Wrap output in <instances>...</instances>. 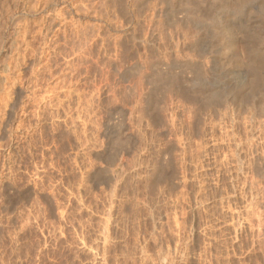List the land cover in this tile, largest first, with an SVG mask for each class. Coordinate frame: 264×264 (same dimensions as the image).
I'll use <instances>...</instances> for the list:
<instances>
[{
    "label": "rangeland",
    "instance_id": "rangeland-1",
    "mask_svg": "<svg viewBox=\"0 0 264 264\" xmlns=\"http://www.w3.org/2000/svg\"><path fill=\"white\" fill-rule=\"evenodd\" d=\"M52 1L0 0V264H264V0Z\"/></svg>",
    "mask_w": 264,
    "mask_h": 264
},
{
    "label": "bare ground",
    "instance_id": "bare-ground-1",
    "mask_svg": "<svg viewBox=\"0 0 264 264\" xmlns=\"http://www.w3.org/2000/svg\"><path fill=\"white\" fill-rule=\"evenodd\" d=\"M5 1V0H4ZM27 1V0H26ZM29 1V0H28ZM121 1V0H120ZM213 1V0H212ZM215 1V0H214ZM219 1H221V0H219ZM219 1H218V3H219ZM232 1V0H231ZM224 2V1H223ZM8 3V2H7ZM19 3V2H18ZM44 3V2H43ZM51 3V2H50ZM69 3V1L68 0H53L52 1V4L53 5H55L56 7H58V6H63V5H66V4H68ZM127 3V2H126ZM137 3V2H136ZM154 3V2H153ZM187 3V2H186ZM190 3H192V1L190 2ZM229 3V2H228ZM241 3V2H240ZM245 3H246V1H245ZM138 4V3H137ZM221 4V3H220ZM237 4V3H236ZM151 5H152V3H151ZM228 5V4H227ZM240 5V4H239ZM244 5V4H243ZM264 5V4H263ZM51 6V5H50ZM150 6V5H149ZM4 7V6H3ZM55 7V8H56ZM66 7V6H65ZM73 7V6H72ZM226 7V6H225ZM244 7V6H243ZM264 7V6H263ZM77 8V7H76ZM223 8V7H222ZM236 8V7H235ZM241 8V7H240ZM2 9V8H1ZM10 9V8H9ZM63 9V8H62ZM151 9V8H150ZM187 9V8H186ZM264 9V8H263ZM262 9V10H263ZM56 10V9H55ZM77 10V9H76ZM88 10H90V9H88ZM233 10V9H232ZM36 11V10H35ZM57 11V10H56ZM79 11V10H78ZM77 11V12H78ZM7 12V11H6ZM5 12V13H6ZM65 12V11H64ZM76 12V13H77ZM82 12V11H81ZM154 12V11H153ZM262 12V11H261ZM54 13H55V11H54ZM262 13H264V11L262 12ZM63 15V14H62ZM209 15V14H208ZM215 15V14H214ZM262 15V14H261ZM10 16V15H9ZM20 16V15H19ZM57 16V15H56ZM65 16V15H64ZM139 16V15H138ZM204 16V15H203ZM210 16V15H209ZM78 18V17H77ZM119 19V18H118ZM202 19V18H201ZM204 19V18H203ZM226 19V18H225ZM25 20V19H24ZM50 20V19H49ZM109 20V19H108ZM123 20V19H122ZM2 21V20H1ZM7 21V20H6ZM119 21V20H118ZM45 22V21H44ZM55 22V21H54ZM197 22V21H196ZM208 22V21H207ZM22 24V23H21ZM227 24H228V22H227ZM244 24V23H243ZM215 25H217V24H215ZM62 26V25H61ZM225 26H226V24H225ZM236 26V25H235ZM243 26V25H242ZM199 27V26H198ZM227 27V26H226ZM246 27V26H245ZM14 28V27H13ZM27 28V27H26ZM43 28V27H42ZM228 28V27H227ZM226 28V29H227ZM233 28V27H232ZM225 29V28H224ZM261 29V28H260ZM19 30V29H18ZM117 30V29H116ZM228 30V29H227ZM240 30V29H239ZM29 31V30H28ZM212 31V30H211ZM45 32V31H44ZM84 32V31H83ZM218 32V31H217ZM216 32V33H217ZM228 33H230V37H233L234 35H235V33H236V31L235 30H233V29H229L228 31H227ZM20 33H22V32H20ZM28 33V32H27ZM71 33H73V32H71ZM79 33V32H78ZM86 33V32H85ZM241 33V32H240ZM31 34V33H30ZM28 35V34H27ZM37 35V34H36ZM212 35V34H211ZM216 35V34H215ZM220 35H221V33H220ZM223 35V34H222ZM228 35V34H227ZM239 35V34H238ZM20 36V35H19ZM75 36V35H74ZM224 36H226V35H224ZM241 36V35H240ZM10 37V36H9ZM16 37V36H15ZM28 37V36H27ZM52 37V36H51ZM218 37V36H217ZM229 37V38H230ZM247 37H248V35H247ZM262 37V36H261ZM34 38V37H33ZM62 38H63V36H62ZM82 38V37H81ZM228 38V37H227ZM226 38V39H227ZM234 38V37H233ZM240 38H242V37H240ZM245 38V37H244ZM258 38V37H257ZM42 39V38H41ZM253 39V38H252ZM256 39V38H255ZM229 40H231V38L230 39H228L227 41H229ZM14 41V40H13ZM37 41V40H36ZM41 41V40H40ZM81 41V40H80ZM222 41V40H221ZM227 41H226V43H227ZM235 41V40H234ZM234 41H232V42H234ZM244 41V40H243ZM123 42V41H122ZM213 42V41H212ZM241 42H242V39L240 40L239 39V37H237V40H236V45H238V46H240L241 45ZM4 43V42H3ZM39 43V42H38ZM49 43H50V40H49ZM125 43V42H124ZM128 44V43H127ZM0 45H1V43H0ZM224 45V44H223ZM246 45V44H245ZM38 46V45H37ZM43 46V45H42ZM60 46V45H59ZM62 46V45H61ZM67 46V45H66ZM243 46H244V44H243ZM248 46V45H247ZM255 46V45H254ZM212 47V46H211ZM250 47V46H249ZM1 48V47H0ZM79 48V47H78ZM122 48H123V46H122ZM127 48V47H126ZM139 48V47H138ZM149 48V47H148ZM225 48H227L228 50H230L231 49V45L228 43V44H226V46H225ZM224 48V50H226ZM251 48V47H250ZM256 48V47H255ZM40 49V48H39ZM58 49H59V47H58ZM74 49V48H73ZM82 49V48H81ZM247 49V48H246ZM29 50V49H28ZM34 50V49H33ZM62 50V49H61ZM61 50H60V52H61ZM72 50V49H71ZM125 50V49H124ZM130 50V49H129ZM223 50V51H224ZM253 50H254V47H253ZM252 50V51H253ZM257 50V49H256ZM256 50H255V52H256ZM82 51H84V50H82ZM120 51H122V50H120ZM233 51H234V49H233ZM14 52V51H13ZM79 52V51H78ZM81 52V51H80ZM217 52V51H216ZM232 52V51H231ZM251 52V51H250ZM62 53V52H61ZM65 54V53H64ZM74 54V53H73ZM83 54V53H82ZM137 54V53H136ZM228 54V53H227ZM232 54V53H231ZM251 54V53H250ZM256 54V53H255ZM32 55V54H31ZM41 55V54H40ZM70 55V54H69ZM238 55V54H237ZM242 55V54H241ZM26 56V55H25ZM54 56V55H53ZM151 56V55H150ZM259 56V55H258ZM7 57V56H6ZM124 57V56H123ZM239 57V56H238ZM243 57V56H242ZM250 57V56H249ZM264 57V56H263ZM23 58V57H22ZM39 58V57H38ZM155 58V57H154ZM240 58H241V56H240ZM48 59V58H47ZM145 59V58H144ZM255 59V58H254ZM14 60V59H13ZM20 60V59H19ZM242 60H244V59H242ZM264 60V59H263ZM262 60V61H263ZM23 61V60H22ZM65 61H66V59H65ZM154 61V60H153ZM250 61V64L251 63H253L252 62V59L251 60H249ZM248 61V62H249ZM11 62V61H10ZM18 62V61H17ZM28 63V62H27ZM246 63V62H245ZM244 63V64H245ZM53 64V63H52ZM66 64V63H65ZM149 64V63H148ZM247 64V63H246ZM256 64V63H255ZM261 64V63H260ZM259 64V65H260ZM132 65V64H131ZM144 65V64H143ZM248 65V64H247ZM66 66V65H65ZM75 66V65H74ZM114 66V65H113ZM135 66V65H134ZM142 66V65H141ZM244 66V65H243ZM251 66V67H250ZM250 66H248L249 67V70H252V69H250V68H252L253 66H254V64H252V65H250ZM255 66H258V64L257 65H255ZM46 67V66H45ZM111 67V66H110ZM133 67V66H132ZM242 67V66H241ZM15 68V67H14ZM44 68V67H43ZM73 68V67H72ZM127 68V67H126ZM13 69V68H12ZM19 69V68H18ZM49 69V68H48ZM113 69V68H112ZM258 69H260V67L258 68ZM27 70V69H26ZM70 70V69H69ZM133 70V69H132ZM253 70H254V68H253ZM7 71V70H6ZM58 71V70H57ZM66 71V70H65ZM118 71V70H117ZM110 72V71H109ZM201 72V71H200ZM40 73V72H39ZM43 73V72H42ZM130 73V72H129ZM133 73V72H132ZM175 73V72H174ZM54 74V73H53ZM59 74V73H58ZM171 74V73H170ZM179 74V73H178ZM251 74V73H250ZM254 74V73H253ZM264 74V73H263ZM9 75V74H8ZM37 75V74H36ZM43 75V74H42ZM73 75V74H72ZM159 75V74H158ZM198 75V74H197ZM5 76V75H4ZM119 76H121L120 74H119ZM219 76V75H218ZM250 76V75H249ZM260 76V75H259ZM52 77V76H51ZM161 77V76H160ZM176 77V76H175ZM178 77V76H177ZM177 77H176V79H177ZM184 77V76H183ZM205 77V76H204ZM39 78V77H38ZM108 78V77H107ZM179 78V77H178ZM252 78L254 79H257L256 78V76H252ZM260 78H262V77H260ZM9 79H11V78H9ZM64 79V78H63ZM125 79V78H124ZM136 79V78H135ZM170 79V78H169ZM168 79V80H169ZM192 79V78H191ZM217 79V78H216ZM251 79V78H250ZM259 79V78H258ZM3 80H5V79H3ZM12 80V79H11ZM129 80V79H128ZM140 80V79H139ZM142 80V79H141ZM161 80V79H160ZM164 80V79H163ZM218 80V79H217ZM6 81V80H5ZM169 81H172V80H169ZM174 81H175V79H174ZM177 81V80H176ZM191 81H193V80H191ZM212 81V80H211ZM253 81V80H252ZM251 81V82H252ZM32 82V81H31ZM37 82V81H36ZM40 82V81H39ZM136 82V81H135ZM173 82V81H172ZM171 82V83H172ZM249 82H250V80H249ZM248 82V83H249ZM260 82V81H259ZM76 83V82H75ZM179 83V82H178ZM181 83V82H180ZM191 83V82H190ZM201 83V82H200ZM208 83V82H207ZM219 83V82H218ZM36 84V83H35ZM70 84V83H69ZM131 84V83H130ZM172 84H174V82L172 83ZM172 84H170V86L172 85ZM195 84V83H194ZM203 84V83H202ZM201 84V85H202ZM221 84V83H220ZM251 84V83H250ZM259 84V83H258ZM13 85V84H12ZM11 85V86H12ZM64 85V84H63ZM177 85V84H176ZM187 85V84H186ZM253 85V84H252ZM256 85V84H255ZM261 85V84H260ZM70 86V85H69ZM172 86H175V85H172ZM182 86V85H181ZM188 86H190V85H188ZM198 86H200L199 84H198ZM249 86V85H248ZM262 86V85H261ZM264 86V85H263ZM65 87V86H64ZM125 87V86H124ZM178 87V86H177ZM179 87H180V85H179ZM205 87V86H204ZM192 88V87H191ZM210 88H212V87H210ZM121 89V88H120ZM129 89V88H128ZM133 89V88H132ZM160 89V88H159ZM164 89V88H163ZM166 89V88H165ZM178 89V88H177ZM13 90V89H12ZM127 90V89H126ZM155 90V89H154ZM171 90V89H170ZM180 90V89H179ZM122 91V90H121ZM120 91V92H121ZM129 91H130V89H129ZM177 91V90H176ZM264 91V90H263ZM19 92V91H18ZM123 92V91H122ZM128 92V91H127ZM160 92H162V91H160ZM200 92V91H199ZM29 93V92H28ZM158 93V92H157ZM189 93V92H188ZM129 94V93H128ZM200 94V93H199ZM202 94V93H201ZM210 94V93H209ZM209 94H208V96H209ZM150 95V94H149ZM190 95V94H189ZM212 95V94H211ZM18 96V95H17ZM33 96V95H32ZM31 96V97H32ZM126 96V95H125ZM128 96V95H127ZM133 96V95H132ZM207 96V95H206ZM124 97V96H123ZM184 97V96H183ZM11 98V97H10ZM209 98H210V96H209ZM21 99V98H20ZM31 99V98H30ZM188 99H192V98H188ZM217 99H218V97H217ZM220 99V98H219ZM204 100V99H203ZM223 100V99H222ZM221 100V101H222ZM17 101V100H16ZM20 101V100H19ZM36 101V100H35ZM181 101V100H180ZM149 102V101H148ZM206 102V101H205ZM208 102V101H207ZM34 103V102H33ZM147 103V102H146ZM150 103V102H149ZM17 104V103H16ZM213 104V103H212ZM9 105H11L10 103H9ZM39 105V104H38ZM210 105V104H209ZM8 106V105H7ZM152 106V105H151ZM205 106V105H204ZM146 107V106H145ZM195 107V106H194ZM12 108V109H11ZM11 110L9 111V118H12L13 117V114H14V108H15V104L13 103L12 105H11ZM57 108V107H56ZM6 110V109H5ZM26 110V109H25ZM233 110V109H232ZM149 111V110H148ZM218 111V110H217ZM51 112V111H50ZM125 112V111H124ZM200 112V111H199ZM16 113V112H15ZM22 113V112H21ZM46 113V112H45ZM188 113V112H187ZM23 114V113H22ZM193 114V113H192ZM233 114V113H232ZM186 115V114H185ZM190 115V114H189ZM224 115V114H223ZM24 116V115H23ZM22 116V117H23ZM37 116V115H36ZM200 117V116H199ZM229 117V116H228ZM6 118V117H5ZM185 118V117H184ZM198 118V117H197ZM192 119V118H191ZM9 120V119H8ZM7 120V121H8ZM187 120V119H186ZM3 121V120H2ZM32 121V120H31ZM34 121V120H33ZM188 121V120H187ZM4 123V122H3ZM185 123V122H184ZM6 124V123H5ZM17 124V123H16ZM187 124V123H186ZM24 125V124H23ZM26 125V124H25ZM257 125V124H256ZM39 126V125H38ZM24 127V126H23ZM203 127V126H202ZM29 128H30V126H29ZM188 128V127H187ZM25 129V128H24ZM34 129V128H33ZM263 129V128H262ZM198 131V130H197ZM196 132V131H195ZM200 132V131H199ZM179 133V132H178ZM251 133V132H250ZM6 134V133H5ZM3 135H4V133H3ZM78 136V135H77ZM194 136V135H193ZM197 136V135H196ZM253 137V136H252ZM9 138V137H8ZM120 140V139H119ZM3 141V140H2ZM1 142V141H0ZM35 143V142H34ZM124 143V142H123ZM180 143V142H179ZM1 148V147H0ZM5 148V147H4ZM33 148V147H32ZM253 150V149H252ZM12 157V156H11ZM7 162V161H6ZM183 163V162H182ZM11 167V166H10ZM165 167V166H164ZM171 167V166H170ZM4 168V167H3ZM172 168V167H171ZM11 169V168H10ZM164 169V168H163ZM9 176V175H8ZM160 178H158V180H159ZM157 180V181H158ZM6 182V181H5ZM11 184V183H10ZM6 185H7V183H6ZM8 190V189H7ZM1 191V190H0ZM4 195V194H3ZM41 195V194H40ZM4 203V202H3ZM41 205V204H40ZM1 211V210H0ZM2 213V212H1ZM11 214V213H10ZM8 215V214H7ZM16 222V221H15ZM25 227V226H24ZM7 229V228H6ZM6 232V231H5ZM11 238V237H10ZM14 238V237H13ZM1 240V239H0ZM12 241V240H11ZM14 246V245H13ZM14 255V254H13Z\"/></svg>",
    "mask_w": 264,
    "mask_h": 264
}]
</instances>
